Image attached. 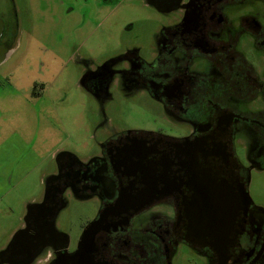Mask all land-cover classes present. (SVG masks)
<instances>
[{"label": "flooded vegetation", "instance_id": "af4514ba", "mask_svg": "<svg viewBox=\"0 0 264 264\" xmlns=\"http://www.w3.org/2000/svg\"><path fill=\"white\" fill-rule=\"evenodd\" d=\"M142 1L165 16L161 28L128 27L123 54L81 76L106 117L97 153L57 155L0 264H174L181 249L204 264H264V209L250 193L264 170V0ZM17 15L16 0H0V66L16 53ZM113 89L122 116L135 107L149 124H109ZM72 197L98 207L71 249L51 224Z\"/></svg>", "mask_w": 264, "mask_h": 264}, {"label": "rangeland", "instance_id": "374dc122", "mask_svg": "<svg viewBox=\"0 0 264 264\" xmlns=\"http://www.w3.org/2000/svg\"><path fill=\"white\" fill-rule=\"evenodd\" d=\"M97 1L102 0H16L17 49L0 66V251L20 229L28 207L44 195L43 183L55 170L57 155L84 161L98 151L103 136L97 130L106 117L101 97L80 84L87 66L100 68L122 55L123 39L133 35L128 27L159 30L165 22L142 0H113L95 12ZM34 82L45 84L35 88ZM111 95L105 107L109 124L125 119L131 125L149 124L135 107L122 116L127 104L115 89ZM250 193L264 209V170L252 174ZM97 207L94 200H66L56 230L70 237L71 249L73 236ZM174 264L204 263L181 249Z\"/></svg>", "mask_w": 264, "mask_h": 264}, {"label": "water", "instance_id": "95a60500", "mask_svg": "<svg viewBox=\"0 0 264 264\" xmlns=\"http://www.w3.org/2000/svg\"><path fill=\"white\" fill-rule=\"evenodd\" d=\"M2 30H3V23L2 21L0 20V36H1V33H2ZM7 53H8V50L5 48H2L0 47V65L3 64V62L5 61L6 59V56H7ZM36 206V204H32L30 205V207H28V213L31 212V210ZM120 206V203L117 205V208ZM103 221H101V219L93 222L89 227H87L84 235H83V241L86 240V238H88V240H90V244L92 243V238L94 236V234L98 231L99 229V224L102 223ZM51 227L53 228V230L55 232H57V230L54 228L55 227V223L53 222L51 224ZM58 233V232H57ZM81 248L83 247V244L82 246H80ZM80 251H83V250H80ZM224 252V251H223ZM82 252H79V256H82ZM219 264H223L222 262L219 263Z\"/></svg>", "mask_w": 264, "mask_h": 264}, {"label": "crops", "instance_id": "0c3cea01", "mask_svg": "<svg viewBox=\"0 0 264 264\" xmlns=\"http://www.w3.org/2000/svg\"><path fill=\"white\" fill-rule=\"evenodd\" d=\"M23 222H24V221H23ZM22 227H23V223H22V225H21L20 229H18V231H19V230H21V229H22ZM18 231H17V232H18ZM13 236H14V235H13Z\"/></svg>", "mask_w": 264, "mask_h": 264}]
</instances>
